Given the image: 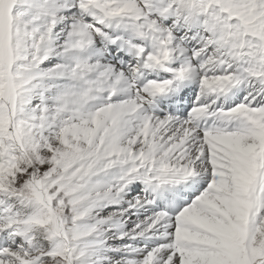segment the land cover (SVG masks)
<instances>
[{"label": "snow or ice", "instance_id": "1", "mask_svg": "<svg viewBox=\"0 0 264 264\" xmlns=\"http://www.w3.org/2000/svg\"><path fill=\"white\" fill-rule=\"evenodd\" d=\"M0 264H264V0H0Z\"/></svg>", "mask_w": 264, "mask_h": 264}]
</instances>
